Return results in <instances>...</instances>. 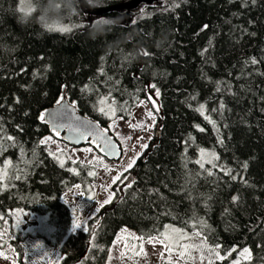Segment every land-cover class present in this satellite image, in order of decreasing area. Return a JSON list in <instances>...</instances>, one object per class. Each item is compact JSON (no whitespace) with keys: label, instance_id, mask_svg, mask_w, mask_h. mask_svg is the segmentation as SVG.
I'll return each instance as SVG.
<instances>
[{"label":"trees","instance_id":"1","mask_svg":"<svg viewBox=\"0 0 264 264\" xmlns=\"http://www.w3.org/2000/svg\"><path fill=\"white\" fill-rule=\"evenodd\" d=\"M32 1L23 15L19 0H0V168L10 175L0 185V215L48 213L50 242L63 254L57 264H107L122 227L146 240L168 223L230 252L221 263L246 246L251 256L239 264L264 263V0H153L99 16L78 0ZM51 17L72 29L46 28ZM149 89L159 98L153 137L85 230L69 232L73 216L62 193L81 184L89 204L95 167L57 162L40 143L55 134L43 112L64 90L107 128L109 109L128 120ZM201 148L216 153L221 169L201 167ZM14 237L24 264V235Z\"/></svg>","mask_w":264,"mask_h":264},{"label":"rangeland","instance_id":"2","mask_svg":"<svg viewBox=\"0 0 264 264\" xmlns=\"http://www.w3.org/2000/svg\"><path fill=\"white\" fill-rule=\"evenodd\" d=\"M19 10L23 15L30 14L33 10V1L19 0ZM43 24L54 31L66 29L62 31L65 32L72 29L70 24L62 23L55 17L44 18ZM158 101V93L149 89L148 98L138 102L128 120L116 118L113 116V109L108 110L107 116L111 123L106 129L122 149L120 159L115 161L107 160L99 147L94 146L92 142L73 147L61 140L60 135L49 134L42 139H47L44 144L60 165H63L69 157L72 161L95 167L94 181L85 187L87 194L93 191L94 199L89 204L84 205L85 193L81 184H76L62 193L61 199L67 204L73 216L69 232L85 230L86 220L95 215L105 201L110 199L111 188L119 180L113 183V179L120 177L125 172L128 162L133 158L136 160L144 151L146 147L143 145L147 146L154 135L156 114L153 106L157 107ZM149 112L152 113L151 116L148 115ZM216 161L217 155L214 151L204 148L199 150L197 162L200 165H213L221 169ZM6 166L0 168L1 187H5L10 180ZM71 170L74 171L72 168ZM17 232L24 235V239L20 242L24 264H57L63 258L58 247L50 242L53 225L48 213L12 209L6 216L0 215V264H17V251L9 242V239L15 238L14 233ZM197 233L168 223L159 236L142 240L135 231L122 227L112 243L107 264H239L251 256V250L246 246L228 263H221L230 252L222 254L218 245L210 244L204 236ZM245 249L248 250L247 253L244 252Z\"/></svg>","mask_w":264,"mask_h":264},{"label":"water","instance_id":"3","mask_svg":"<svg viewBox=\"0 0 264 264\" xmlns=\"http://www.w3.org/2000/svg\"><path fill=\"white\" fill-rule=\"evenodd\" d=\"M153 0H127L111 5L93 7L85 0H78L80 7L88 14L99 16L116 10H130L140 3H151ZM42 120L48 125L49 130L60 135L67 145L79 147L93 141L94 146L99 147L101 153L109 161L120 159L122 149L114 136L96 120L79 112L75 105L71 104L62 91L60 102L47 108L42 114ZM132 175L126 179L129 183Z\"/></svg>","mask_w":264,"mask_h":264},{"label":"snow or ice","instance_id":"4","mask_svg":"<svg viewBox=\"0 0 264 264\" xmlns=\"http://www.w3.org/2000/svg\"><path fill=\"white\" fill-rule=\"evenodd\" d=\"M253 2H254V0H253ZM60 30H66V29H60ZM251 63H256V61H255V59H253L252 61H251ZM154 87V86H153ZM105 99L106 98H102L101 100H100V103L101 104H104L105 103ZM101 110V112H104V108H101L100 109ZM199 111H201V114H203V111H204V109H203V106H201V108L199 109ZM213 111H215V109L213 110ZM113 114H114V110H113ZM148 115L149 116H151L152 115V113L151 112H149L148 113ZM205 119H209L208 117H205ZM209 122L210 123H213L211 120H209ZM137 126H139V125H137ZM203 129H201V131H202ZM9 139H12L11 137H9ZM47 142V139L46 140H42L40 143H46ZM143 147H146V145H143ZM139 154H137V156H138ZM135 163V158H133L132 160H130L129 162H128V165H127V168H131L132 166H133V164ZM63 166V165H62ZM201 167H203V164H201ZM245 167H247V165L245 164ZM127 168L125 169V171H127ZM227 174V173H226ZM89 175H94V173H92V172H90L89 173ZM120 177L119 176H117L116 178H114L113 179V183H115L116 182V180L117 179H119ZM77 187H79V186H77ZM237 199V197H233V201H235ZM109 201H105V203H108ZM76 227H79V225H76ZM197 235H199V233H197ZM244 252L245 253H247L248 252V250L247 249H245L244 250ZM181 255H183V253H181Z\"/></svg>","mask_w":264,"mask_h":264},{"label":"crops","instance_id":"5","mask_svg":"<svg viewBox=\"0 0 264 264\" xmlns=\"http://www.w3.org/2000/svg\"><path fill=\"white\" fill-rule=\"evenodd\" d=\"M117 236V235H116Z\"/></svg>","mask_w":264,"mask_h":264}]
</instances>
